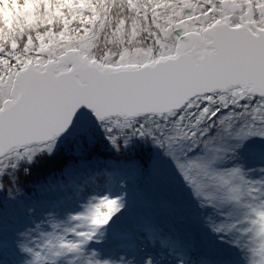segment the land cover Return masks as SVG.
I'll use <instances>...</instances> for the list:
<instances>
[{
    "label": "snow or ice",
    "instance_id": "6c2138e0",
    "mask_svg": "<svg viewBox=\"0 0 264 264\" xmlns=\"http://www.w3.org/2000/svg\"><path fill=\"white\" fill-rule=\"evenodd\" d=\"M5 4L0 264H264V0Z\"/></svg>",
    "mask_w": 264,
    "mask_h": 264
},
{
    "label": "rangeland",
    "instance_id": "374dc122",
    "mask_svg": "<svg viewBox=\"0 0 264 264\" xmlns=\"http://www.w3.org/2000/svg\"><path fill=\"white\" fill-rule=\"evenodd\" d=\"M9 2L12 5V10H8L7 4L4 5V9L8 10V15L11 16L13 14V10H15V7H16V0H9ZM251 165L252 166L254 165L253 167L256 169L255 171L258 172L259 167L255 164V162H252ZM53 194L55 196L47 194V197H50V199H53L51 201L54 202L58 196V193L53 192ZM134 212H135L134 214L138 216H143L145 214L149 215L146 212H144V214L142 215L141 212H138V207L135 208ZM32 238L37 239L36 236H33ZM244 243L246 244L247 241H245ZM202 251L207 255L209 259H216L220 256L226 255L227 258L231 261V264H248V261L250 259V253L248 249L244 247L243 245L237 248V247H234L230 242L223 240V239H216L215 237H213V241L211 237V243L206 248L202 249ZM4 254H5L6 262L7 261L15 262L18 259L15 256L13 250L7 244L5 245ZM180 255L182 254L177 253V256H180ZM129 259H133V257L130 256ZM171 259L172 258L169 257V260ZM184 259L187 260L188 257H184Z\"/></svg>",
    "mask_w": 264,
    "mask_h": 264
},
{
    "label": "trees",
    "instance_id": "16d2710c",
    "mask_svg": "<svg viewBox=\"0 0 264 264\" xmlns=\"http://www.w3.org/2000/svg\"><path fill=\"white\" fill-rule=\"evenodd\" d=\"M152 149L150 146L147 145H143L140 144V146L136 149V152L134 155H130L128 158L129 159H136L138 160L145 168L148 166L149 162H150V153H151ZM255 164L260 168L262 165L260 163L259 160L255 161ZM254 166V165H253ZM251 165L252 170H256L254 167ZM56 167V165H42L41 166V170L40 172L37 174L41 179H50L51 177L49 176V173L53 171V169ZM56 176L59 177V173H56ZM36 178V176H33L32 180H34ZM32 180L29 181V187H28V191H31V182ZM52 196H55L52 193H49ZM48 200L51 201L53 199H50V197H48ZM138 212H141V214L143 215L144 212L148 213L149 215L152 214L153 209L148 207V206H138ZM210 214V213H209ZM212 241H213V237H212Z\"/></svg>",
    "mask_w": 264,
    "mask_h": 264
},
{
    "label": "clouds",
    "instance_id": "9594fccd",
    "mask_svg": "<svg viewBox=\"0 0 264 264\" xmlns=\"http://www.w3.org/2000/svg\"><path fill=\"white\" fill-rule=\"evenodd\" d=\"M248 251L250 253V259L248 261V264H252V253H251L250 250H248ZM256 264H261V261H260V258L259 257L256 258Z\"/></svg>",
    "mask_w": 264,
    "mask_h": 264
}]
</instances>
